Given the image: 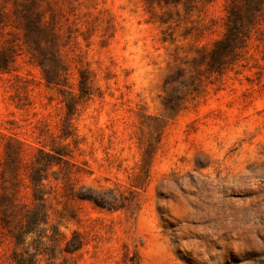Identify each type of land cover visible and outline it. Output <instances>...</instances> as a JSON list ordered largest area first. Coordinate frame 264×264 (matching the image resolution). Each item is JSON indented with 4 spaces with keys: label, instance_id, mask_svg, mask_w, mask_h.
<instances>
[{
    "label": "rangeland",
    "instance_id": "obj_1",
    "mask_svg": "<svg viewBox=\"0 0 264 264\" xmlns=\"http://www.w3.org/2000/svg\"><path fill=\"white\" fill-rule=\"evenodd\" d=\"M0 264H264V0H0Z\"/></svg>",
    "mask_w": 264,
    "mask_h": 264
}]
</instances>
